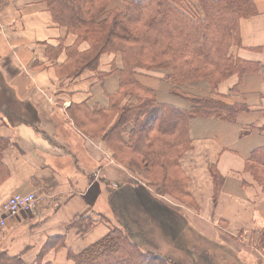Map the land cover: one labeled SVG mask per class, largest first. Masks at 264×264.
<instances>
[{
  "label": "crops",
  "instance_id": "crops-1",
  "mask_svg": "<svg viewBox=\"0 0 264 264\" xmlns=\"http://www.w3.org/2000/svg\"><path fill=\"white\" fill-rule=\"evenodd\" d=\"M252 1L256 14L240 21L239 44L230 49L244 69L221 82L215 94L230 104L245 103L246 110L234 119H193L190 149L178 162L189 203L176 208L187 210L188 227L220 249V264H264L258 245L264 189L246 169L250 153L264 147V0ZM75 42L40 0H0V139L6 142L2 163L8 170L0 181V208L12 194L40 197L32 211L5 217L0 230V254L20 257L22 264H72L70 254L110 231L97 210L102 181L116 190L144 186L96 135V102L105 104L104 91L116 89L115 77L98 81L96 71L68 77L58 72L65 49ZM87 47L81 43L77 49ZM113 58L102 55L98 71L108 72ZM140 73L141 82L162 93L160 101L182 105L165 93L160 75ZM129 132L127 126L125 141ZM78 219L91 220L85 233L74 227ZM164 241L156 243L166 252Z\"/></svg>",
  "mask_w": 264,
  "mask_h": 264
},
{
  "label": "trees",
  "instance_id": "trees-1",
  "mask_svg": "<svg viewBox=\"0 0 264 264\" xmlns=\"http://www.w3.org/2000/svg\"><path fill=\"white\" fill-rule=\"evenodd\" d=\"M40 1L53 23L76 37L75 44L65 49L66 59L58 68L59 74L78 76L83 70H90L96 71L98 81L109 76L117 80L114 91H104L105 104L96 102V134H101L115 161L131 170L125 166L124 158L132 154L145 174L151 169L162 172L160 179L145 181L146 186L137 184L134 189L128 186L132 194L124 186L111 191L110 207L118 217V226L77 255L70 254L72 264H180V259L168 255L169 251L181 252L189 264H216L209 260L216 258L220 249L202 237L201 242L182 218L173 226H179L180 230L175 229L174 233L164 230L167 253H163L160 244L159 247L151 238L138 234L120 209L122 199L126 204L138 201L132 198L137 195L133 193L135 190L145 194L144 206L149 204L164 211L161 203L150 197L151 186L160 196H171L169 188H176L179 192L172 197L177 202L180 197L189 199L186 177L178 162L191 146L190 122L219 117L234 119L246 110L245 103L230 104L215 94L221 82L244 69L232 59L230 49L239 44L240 21L256 14L252 0H197L203 16L181 9L182 0H121L119 6L114 5L116 0ZM81 43L88 46L82 52L77 49ZM104 54L114 58L108 72H99V60ZM140 72L162 74L161 81L168 86L165 93L182 105L160 101L159 90L141 82ZM231 91L234 93L235 89ZM115 115L114 123L107 128ZM127 126L130 132L125 141ZM5 145L0 139V181L8 173L2 163ZM168 169L174 171L175 178L166 174ZM246 169L264 189V147L250 153ZM210 172L217 180L213 167ZM165 211L174 221L170 211ZM77 221L74 227L79 233L91 227L90 219ZM133 222L138 224L137 220ZM263 231L259 233L258 245L264 248ZM203 245L210 255L203 250L189 254L188 250ZM0 264H22V260L2 252Z\"/></svg>",
  "mask_w": 264,
  "mask_h": 264
},
{
  "label": "rangeland",
  "instance_id": "rangeland-1",
  "mask_svg": "<svg viewBox=\"0 0 264 264\" xmlns=\"http://www.w3.org/2000/svg\"><path fill=\"white\" fill-rule=\"evenodd\" d=\"M179 7L181 9H185L189 13L195 12L197 15L203 16V13L201 12V10H200V8L198 6L197 0H182L180 2ZM149 74H158V75L161 76L160 80H162V76L163 75L160 74V73L150 72ZM139 75H141V73ZM162 86H164V87L166 86V90H167V87H168L167 84L163 83L161 85V87ZM160 94L162 95V93H160ZM96 135H99V134L97 133ZM135 157H132V154L130 156L128 154L124 158V163H125V166L131 167L130 168L131 169L130 173L132 171L136 175V178L138 180L142 179V183L144 185H146L145 181L146 182L147 181L154 182V180H156V179L158 180V179H160L162 177L161 170L158 171L157 169L156 170L151 169V172H148V173L145 174V172L142 170L143 169L142 168V164ZM166 174L167 175L169 174V176H171L172 178L176 177L173 170L171 171V170L168 169ZM124 179H130L131 180L130 177H125ZM177 179H178V176H177ZM128 182H130V181H128ZM102 183H104V187H103V190H102V187H100V194L99 195H101L103 193V197H102L101 203L97 207V210H100L99 214H103V222L105 224H107L108 230H109V229H111L113 227H117L118 226V217H117L115 211H113V209H111L110 205H109L111 191L115 190L116 187L114 185L111 186L109 183L104 182V181H102ZM184 183H185V181L183 180V184ZM137 184L138 183H136V185ZM133 187H132V189H134ZM151 187H152V189L151 188L149 189L150 190V195H151L150 197L152 199L157 200L159 202V204L161 203V207L162 208L164 207L165 210H167V211L169 210L170 213L173 215V217H175L174 221H172L173 218L165 210L163 211V209H161V208H158V210H155V209H153V207L149 206V204H146L144 206L143 202H142V197L144 198L145 194L144 193L142 194V193H140L138 191H135V190H133V193L137 194L138 196L134 195V196H132V198H135L138 201H136L135 203H131L129 201L127 204L126 203L123 204V207L121 208V210H123L126 214L128 213V215H127L128 218H129L128 221L131 222L134 225L135 228H137V231H138L139 235L144 234L145 238H146V235H148L149 238H151L153 241L156 242V241L161 240V239L164 238L163 232H164L165 229H167L168 232H173V233H174L175 229L177 231L180 230L179 226L176 227V228L173 227L174 226V222L178 223V221L182 218V220H184L186 223H188V217H189L188 211L183 209L182 207L181 208L180 207L176 208V207L180 206V205L183 206V207H186L188 205L187 201H189V199L187 197H180V201L178 202L179 204H176L177 201L174 199V197H172L176 193L179 192L176 188H173V187L169 188L168 191H170L171 196H169V195L160 196V195H158L156 193L157 191L155 190V187H153V186H151ZM132 189H130L128 186L125 187V191L127 193H131L132 194ZM118 197L121 199V195L118 196ZM161 200L166 205L163 204L161 202ZM174 200L176 202H174ZM120 203H121V201H120ZM125 206H127L128 208H125ZM170 209L172 211L174 209H176L177 211L175 210L174 213H172V211ZM152 211H153V214H151ZM135 220H137L138 224L133 222ZM168 234H170V233H168ZM172 234H170V235L173 236ZM198 235H197V238L201 242H204L203 239H205V238L202 235H199V236ZM205 241H207V240L205 239ZM146 243L149 244V242H146ZM195 249H197V250L194 251ZM161 250H162V248H161ZM202 250L207 253L206 250H208V248L205 245L200 246V247L199 246H195L193 248V250H188V252H189V254H195V252H199V251H202ZM162 252L163 253H167V252H164V250H162ZM207 254L210 255L209 253H207ZM168 255H171L173 257H176L177 259H180V262H179L180 264H189L188 263V259L185 258L184 257L185 255L182 254L181 252L169 251ZM219 256H220V253L217 254L216 258L213 257V259L209 260V261L211 263L214 262L216 264H219L221 262ZM182 258H184V259H182Z\"/></svg>",
  "mask_w": 264,
  "mask_h": 264
},
{
  "label": "built area",
  "instance_id": "built-area-1",
  "mask_svg": "<svg viewBox=\"0 0 264 264\" xmlns=\"http://www.w3.org/2000/svg\"><path fill=\"white\" fill-rule=\"evenodd\" d=\"M39 198L35 193L10 195L0 208V230L5 227V217L32 211Z\"/></svg>",
  "mask_w": 264,
  "mask_h": 264
}]
</instances>
